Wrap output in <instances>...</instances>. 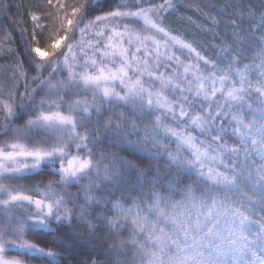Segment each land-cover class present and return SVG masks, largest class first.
<instances>
[{"label": "trees", "instance_id": "obj_1", "mask_svg": "<svg viewBox=\"0 0 264 264\" xmlns=\"http://www.w3.org/2000/svg\"><path fill=\"white\" fill-rule=\"evenodd\" d=\"M148 12L205 57L203 73L240 69L238 92L233 76L227 98L196 93L181 55L139 57L150 65L134 72L122 41L105 58ZM108 67L120 80L103 89ZM134 77L160 103L127 95ZM263 81L264 0H0V154L34 155L0 176V254L18 264H263ZM189 131L225 177L201 174L179 136Z\"/></svg>", "mask_w": 264, "mask_h": 264}, {"label": "rangeland", "instance_id": "obj_2", "mask_svg": "<svg viewBox=\"0 0 264 264\" xmlns=\"http://www.w3.org/2000/svg\"><path fill=\"white\" fill-rule=\"evenodd\" d=\"M139 17H141V24L139 28L136 30L135 27H133L129 29V31L125 35L119 37L120 40L116 39L115 46H111L107 50V54L104 55L105 58L112 59L120 55V52L122 50L121 48L116 47L124 46L125 43H122V41H126V44L132 47L135 54L136 60L134 62V72H141L140 70L142 69H140L139 66L142 64H145L147 66L150 65L145 61L142 62L137 60V58L139 57H155L156 60H158L163 57L171 59L175 56L181 55V58L176 57L177 61L181 65L183 64L181 75L183 78L188 80L190 86L195 89L196 93H199L203 96L206 94L211 96V94L213 95L214 92L216 94H224V97L227 98L224 91L225 84L235 81L233 76H235L238 81V85L235 86L237 92L243 85L245 80L238 72L240 71V69L234 70L226 67L225 70H222L220 66H218V64L213 63L216 65V67H214V69L210 73H203L199 67V61H205V57L202 54H200L197 50H195L191 45L188 44V48L184 49L187 46L183 43V40L168 33L165 28L149 12L140 14ZM181 51H183V53ZM38 54L42 57L47 56V54L42 50H38ZM109 69L110 67H108L107 69H102L103 78L98 80L99 85H101L103 89H111L120 80V78L116 76V73L110 74V72L108 71ZM124 86L127 95L132 97L142 96L144 98L145 108H151L155 106L156 104L160 103V100L162 99L158 94H149L147 88L140 82L139 77L132 78V80L128 81V83H125ZM262 86L264 87V81L262 83ZM165 105H167L166 101ZM51 118L54 119V122L62 121L60 117ZM45 120L47 121V123H50V125H55V129L59 130L60 126L58 124H54V122L44 118V121ZM196 123L199 124L200 128L202 129L203 120H198L196 121ZM245 131L246 129H242L244 137ZM179 136L181 140L190 147L193 153V157H199L197 159L196 157H194V159L196 160V162L201 164L199 168L202 175L211 178H215L218 176L225 177L224 175H222L225 174V172H222L217 167H214L215 163H211V158L209 155L210 150L205 149L199 144V142L201 141L197 139V135L195 133L190 131L181 132ZM244 137L242 139L246 140V138ZM249 138L253 139L252 136H249ZM262 148H264L263 145ZM25 151L30 150L23 147H17L14 153L0 154V176L19 170L20 172L25 171L29 165H26L24 162H28V160H31L34 157L33 154ZM261 152H263L264 155V149H261ZM78 159L72 161L71 171L68 170V173H72L73 171L78 170V168L75 166V163ZM0 264L18 263L13 260L7 259L0 254Z\"/></svg>", "mask_w": 264, "mask_h": 264}]
</instances>
